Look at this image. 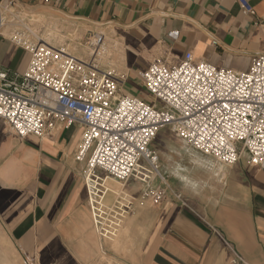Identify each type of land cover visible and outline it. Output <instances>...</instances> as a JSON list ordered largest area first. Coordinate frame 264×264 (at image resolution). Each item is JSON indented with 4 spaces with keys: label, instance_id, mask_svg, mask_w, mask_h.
Returning a JSON list of instances; mask_svg holds the SVG:
<instances>
[{
    "label": "crops",
    "instance_id": "0c3cea01",
    "mask_svg": "<svg viewBox=\"0 0 264 264\" xmlns=\"http://www.w3.org/2000/svg\"><path fill=\"white\" fill-rule=\"evenodd\" d=\"M13 2L102 30L104 64L125 75L122 95L144 99L138 73L157 59L175 64L189 51L196 60L245 71L264 53V0H246L253 15L239 0ZM4 32L0 66L22 72L29 56ZM1 128L0 264H99L103 238L115 236V217L122 219V250L107 248L122 264H264V170L250 167L246 152L226 165L161 129L151 149L187 207L171 193L154 205L142 197L154 182L132 177L120 184L100 171L90 182L84 177L85 163L74 158L79 126L42 140ZM128 200L130 210L120 213Z\"/></svg>",
    "mask_w": 264,
    "mask_h": 264
},
{
    "label": "built area",
    "instance_id": "2783aa9c",
    "mask_svg": "<svg viewBox=\"0 0 264 264\" xmlns=\"http://www.w3.org/2000/svg\"><path fill=\"white\" fill-rule=\"evenodd\" d=\"M239 1L244 14H254L246 0ZM2 10L0 6V35ZM9 40L29 59L22 72L0 66V125L19 139L39 140L79 126L74 158L85 163L83 175L89 182L100 171L125 184L144 177V165L161 185L145 190L143 198L158 205L171 193L187 207L171 191L151 149L164 128L223 164H236L244 151L250 167L264 170V53L245 71L196 60L189 51L175 64L157 59L138 73L153 100L146 102L119 93L125 75L104 64L109 48L103 33H93L84 59L50 46L29 30L15 31ZM130 206L128 200L120 213Z\"/></svg>",
    "mask_w": 264,
    "mask_h": 264
},
{
    "label": "rangeland",
    "instance_id": "374dc122",
    "mask_svg": "<svg viewBox=\"0 0 264 264\" xmlns=\"http://www.w3.org/2000/svg\"><path fill=\"white\" fill-rule=\"evenodd\" d=\"M8 4L7 1L3 2L0 6L3 8L2 12V24L5 29V34L10 37L12 33L15 31H24L29 30L31 33L35 34L37 37L42 39L44 42L49 44L54 48H63L65 51L76 58L84 59L87 57L86 48L89 46L90 39L93 33H103L101 31L89 30L86 25H83L79 22H74L69 20L64 16H60L52 11H47L42 8H28L25 6H21L18 3L8 4V8L4 7L3 4ZM88 30V31H87ZM109 56V54H108ZM29 59V58H28ZM144 95V100L146 102H153L151 97H148L145 93L143 86L141 87ZM4 125H2L1 130H3ZM168 129V128H164ZM170 136L169 133H167ZM171 137V136H170ZM172 138H176L172 136ZM175 140V139H174ZM188 148V147H187ZM158 167H159V159H158ZM145 170H142V176L140 180L143 182H154L153 187L156 188L161 185L160 179L149 169L143 165ZM160 170V167H159ZM164 179L169 183L168 178L164 176L161 172ZM113 184L116 188L118 185L112 181L108 180ZM169 185V184H168ZM120 217H115L114 221V232L115 236L112 238L113 241H108L103 238L102 240V252L99 256V264H122L121 259L118 257L110 256L109 249L107 248L110 243L113 245V252H119L122 250L121 243L116 244L118 242V237L120 231L122 230V225ZM104 225V224H103ZM106 244V245H105ZM106 247V248H105Z\"/></svg>",
    "mask_w": 264,
    "mask_h": 264
},
{
    "label": "bare ground",
    "instance_id": "6f19581e",
    "mask_svg": "<svg viewBox=\"0 0 264 264\" xmlns=\"http://www.w3.org/2000/svg\"><path fill=\"white\" fill-rule=\"evenodd\" d=\"M3 6L8 8V4H6V3H4ZM86 50H88V47L86 48Z\"/></svg>",
    "mask_w": 264,
    "mask_h": 264
}]
</instances>
